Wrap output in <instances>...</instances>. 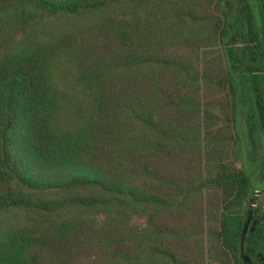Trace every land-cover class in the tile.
<instances>
[{
  "label": "trees",
  "instance_id": "trees-1",
  "mask_svg": "<svg viewBox=\"0 0 264 264\" xmlns=\"http://www.w3.org/2000/svg\"><path fill=\"white\" fill-rule=\"evenodd\" d=\"M245 92L253 159L264 0H0V264H264Z\"/></svg>",
  "mask_w": 264,
  "mask_h": 264
},
{
  "label": "rangeland",
  "instance_id": "rangeland-1",
  "mask_svg": "<svg viewBox=\"0 0 264 264\" xmlns=\"http://www.w3.org/2000/svg\"><path fill=\"white\" fill-rule=\"evenodd\" d=\"M244 97V103L241 102L240 98L237 100V117L234 126L238 134V139L233 145V159L235 165L246 168L251 179L249 192L247 191V200L242 205L241 210L243 214V227L239 239V255L243 263L249 262V257L246 253L247 235L257 223L264 219V165L261 163V161L264 160V153L261 148L260 156L255 153L256 157L253 156L254 158L251 159V152L246 142L247 136H245L244 121L245 106L247 107L249 102V94L245 92ZM200 137L201 135H199V138ZM144 217L143 214L135 213L131 215L129 223L142 225L144 224ZM103 221V214L100 213L95 215L96 226L100 225Z\"/></svg>",
  "mask_w": 264,
  "mask_h": 264
}]
</instances>
